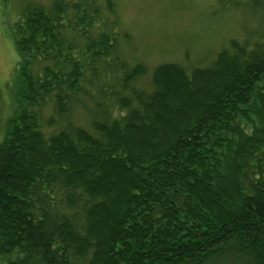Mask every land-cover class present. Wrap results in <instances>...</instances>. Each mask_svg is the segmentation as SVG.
Masks as SVG:
<instances>
[{"label":"trees","instance_id":"trees-1","mask_svg":"<svg viewBox=\"0 0 264 264\" xmlns=\"http://www.w3.org/2000/svg\"><path fill=\"white\" fill-rule=\"evenodd\" d=\"M216 1L254 27L149 70L111 0H22L0 264H264V0Z\"/></svg>","mask_w":264,"mask_h":264},{"label":"rangeland","instance_id":"rangeland-1","mask_svg":"<svg viewBox=\"0 0 264 264\" xmlns=\"http://www.w3.org/2000/svg\"><path fill=\"white\" fill-rule=\"evenodd\" d=\"M21 2L0 0V141L5 135L6 121L13 114L12 91L19 57L10 25ZM111 2L119 24L117 30L129 36L123 54L130 62L142 61L149 70L163 63L206 65L229 38H240L243 28L254 27L245 13L223 9L216 0ZM84 118L79 114L77 121Z\"/></svg>","mask_w":264,"mask_h":264}]
</instances>
